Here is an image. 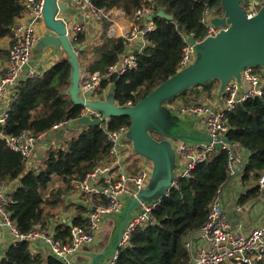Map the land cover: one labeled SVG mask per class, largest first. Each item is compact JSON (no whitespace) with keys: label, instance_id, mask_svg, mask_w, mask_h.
<instances>
[{"label":"trees","instance_id":"1","mask_svg":"<svg viewBox=\"0 0 264 264\" xmlns=\"http://www.w3.org/2000/svg\"><path fill=\"white\" fill-rule=\"evenodd\" d=\"M96 10L120 9L128 19L142 5L149 6L153 15L159 10L172 16V21L155 17L154 29L145 34L146 42L140 52H135L136 67L122 74H113L100 83L99 93L113 85L114 102L122 107L136 104L179 69L183 49L188 37L202 41L206 34L200 22L204 12L220 15L219 0H91ZM245 10V9H243ZM24 12L21 0H0V39L7 37L16 20ZM86 34L77 32L74 43L83 45ZM127 50L125 38H112L96 65L87 72L96 71L101 76L120 60ZM70 65L67 58L54 64L39 78L21 81L16 97L11 103L8 117L0 124V132L19 136L26 132L38 136L50 132L62 122L70 124L79 118L83 108L76 106L66 91L70 85ZM217 82L196 86L178 97L189 103L191 95L199 89L208 94ZM208 96V95H207ZM191 101V100H190ZM229 130L227 141L238 145L246 153L240 167L238 204L248 206L259 200V180L264 176V91L261 96L249 98L226 113ZM127 116L110 117L107 122L92 127H81L77 134L59 147H52L37 168L27 169L26 161L10 151L0 138V184L17 183L8 205L10 219L21 233L30 232L36 225L46 227L53 218L47 205H58L59 197L71 191L69 184L82 181L99 167L112 162L107 132L128 129ZM242 158V159H243ZM227 153L216 148L205 161L198 163L189 176L178 178L168 194L151 212V220L138 227L128 242L117 249L114 264H189V238L195 236L205 224L210 205L218 188H226L233 181L227 175ZM60 178L61 185L50 190L49 199L40 192ZM239 191V192H240ZM51 207V208H52ZM71 227H85L87 207H75ZM70 226L61 224L54 230L56 239L67 242ZM0 264H61L50 253L32 254L28 242L11 244ZM256 264H264V257Z\"/></svg>","mask_w":264,"mask_h":264},{"label":"built area","instance_id":"2","mask_svg":"<svg viewBox=\"0 0 264 264\" xmlns=\"http://www.w3.org/2000/svg\"><path fill=\"white\" fill-rule=\"evenodd\" d=\"M247 1L248 4L244 11L247 17L250 18L257 12L255 1L260 0ZM21 4L24 12L11 29L7 48V62L4 73L0 76V124H3L8 117V111L17 95L21 81L42 76V72L28 70L24 73L23 69L29 64L34 45L42 37V35L40 36V27L46 31L42 22L44 0H21ZM57 4H66L67 10L69 7L73 10L72 15L68 14V11L64 13L58 11L55 16V18H60L66 22L67 34L72 40L77 32L82 31L83 22H88V20L98 21L107 13L104 10L94 9L91 0H57ZM67 15L79 19V25L69 27V16ZM150 15H153V11L146 4H142L135 11L131 20L132 28L124 36L127 42L126 52L120 57L118 62L108 68L107 74L104 76L97 72H83L80 82L83 92L91 90L94 92V97L95 94H98L100 83L103 79H108L113 74H122L136 67L135 52L129 51L128 47L136 39H144L145 34L154 29L152 21L145 25L142 24V20ZM211 16H213V11H206L200 20L206 29L204 39L216 36L219 31L218 28H214L211 25ZM185 41L187 42V40ZM193 60L194 55L188 44L183 49L179 71L189 66ZM241 75V85H238L235 80H231L221 96L220 103L215 107L208 103L185 105L182 104V101H175L169 105L181 115L192 117L197 126L204 130L206 134V139L202 141L194 143L180 141L178 145L175 144L176 156L182 159L183 166L181 173L173 180L172 186L176 184L178 178L189 176L190 171L198 163L205 162L214 153V150L218 148L217 145L219 144V148L227 153L226 172L233 179L228 187L224 189L220 187L216 190L207 220L195 235V237H199L204 245H201L193 252L191 250V238H189L187 244L190 251L189 264H256L264 257V222L245 230L236 228L226 219L222 205L225 191L232 186L235 180H240V167L247 156V153L241 147L226 139V134L229 130L226 113L232 111L246 99L261 96L264 91V73L261 68L248 67L242 71ZM261 79L263 80L261 81ZM129 106L132 105L127 103V107ZM84 115L91 118H101L98 112L89 108L83 109L80 116ZM65 124L68 123L62 122L55 126L53 130ZM126 132V128H120L115 132L106 133L107 139L111 144L110 153L113 156L111 158L115 157L116 162H113V164L111 162L108 166L95 169L80 182L72 181L69 184L71 189L79 190L84 196H94L95 198H92L87 206V225L85 227L70 226L67 242L56 239L53 232L51 233L46 227L40 225H36L28 233H21L10 219L8 211V205L12 202V194L17 183L0 184V223L7 231L12 244L22 241L28 242L32 253L36 243L42 242L49 248V253L61 264H73L75 254L83 246L94 243L103 221L120 210L122 197L125 195L135 196L136 192L144 187L149 177V170L145 166L139 167L136 174L132 177L124 175L120 161V156L122 155L120 154L126 148H129ZM47 133L49 132H44L35 137L26 132L19 136H9L0 132V138L10 151L20 154L27 163L35 144L38 140L44 138ZM125 156V159H127L128 155L125 154ZM113 168L116 170V176L111 178L109 173L112 172ZM101 182L104 186H101ZM258 184L260 189L264 191V176L260 178ZM133 187L137 191H134ZM240 194L241 191L236 196L233 204L234 211L238 213L242 212L246 207L238 204ZM157 204L158 202L150 205L141 204L139 212L126 223L121 234L119 247L124 246L128 242L131 234L138 227L151 220V212ZM116 257L117 251L107 264H114Z\"/></svg>","mask_w":264,"mask_h":264},{"label":"water","instance_id":"3","mask_svg":"<svg viewBox=\"0 0 264 264\" xmlns=\"http://www.w3.org/2000/svg\"><path fill=\"white\" fill-rule=\"evenodd\" d=\"M219 1L223 15L210 20L211 25L219 29L216 36L199 42H195L192 37L187 38L194 55L193 62L169 77L136 104L120 107L114 102L113 91L105 100L93 99L94 92L91 90L83 92L80 87L83 72L78 61V52L83 47H78L68 37L66 22L55 18L58 11H67V5L57 4V0H44L42 22L46 31L36 43L35 51L40 53L46 48L61 49L70 65V85L66 91L68 97L74 105L83 109L89 108L101 115V118L80 116L71 125L92 127L107 122L110 117L127 116L130 125L126 140L130 142L132 152L151 161L153 165L150 185L142 191L133 187L137 192L126 206L117 242L110 252L115 253L119 248L122 231L128 220L139 212L141 204L150 205L161 201L172 187L175 154L169 140L182 139L184 136L174 133L180 127V120L172 116L163 104L191 88L213 81L219 84L218 93H223L231 80L241 85V73L248 67H259L264 73V0L255 1L258 9L250 18L242 8L245 0ZM155 17L172 21V16L162 10L146 19L152 21ZM149 132L159 133L165 140L157 142L151 138ZM134 205L136 209H133ZM123 207L122 202L118 212ZM132 209L135 211L130 215Z\"/></svg>","mask_w":264,"mask_h":264},{"label":"crops","instance_id":"4","mask_svg":"<svg viewBox=\"0 0 264 264\" xmlns=\"http://www.w3.org/2000/svg\"><path fill=\"white\" fill-rule=\"evenodd\" d=\"M244 3V2H243ZM68 14L72 15L73 10L71 7L68 8ZM223 11L220 15H213L211 18L214 17H222ZM69 16V15H67ZM211 20V19H210ZM69 27L79 25V19L68 17ZM84 21V20H83ZM151 23L149 20L143 19L142 24L145 25L146 23ZM82 32L86 34L87 38L83 45H78V47H83L81 51L78 52V61L80 63V68L82 72H87L90 68V65H96L101 58L102 53L107 49L108 43L112 38H124V36L131 30L132 22L131 19H128L124 16L123 12L120 9L112 8L107 11L106 15L101 17L100 20H88L85 23H82ZM40 36L44 35V31L42 27L39 29ZM195 40V39H194ZM10 38L9 36L0 39V76L4 73V69L7 62V48L9 46ZM195 42H199L196 41ZM144 39H136L135 41L131 42L130 46L128 47L129 51L137 52L142 50L145 46ZM36 44L33 47L31 59L29 64L23 69L25 73L28 70H34L36 72H44L52 67L56 62L58 63L64 58H67L65 53L61 49H52L46 48L42 52L38 53L35 51ZM88 67V68H87ZM96 71L92 72L95 73ZM91 73V72H89ZM216 82V81H213ZM207 85V84H205ZM216 85V84H215ZM202 86V85H201ZM226 88V87H225ZM225 90V89H224ZM113 91V85L109 84L105 89L101 91L99 94H95L93 99L95 100H105L106 96ZM188 91V90H187ZM198 97H195V93L191 95L192 100H202V103H208L212 106H217L220 103L221 96L223 93H218L219 91V84L217 82V87H213L209 90L208 94H203L202 90H198ZM208 95V96H207ZM179 96V95H178ZM176 96L174 99H171V102L175 101H183L181 98ZM165 102L163 106L171 112L172 116L177 117L180 120V127L178 130H174V133L181 134L184 136L182 139H173L169 140L171 148L174 150L175 154V168L173 170V180L181 173L182 166L178 161V158L175 153V143L176 142H186V143H194L198 141H202L206 139V134L204 130H201L195 120L192 117L181 115V113L177 112L175 109L170 107L171 103ZM184 104V101H183ZM195 104V103H194ZM81 129V127H75L70 124H65L64 126L54 129L47 133V135L38 140L32 150V154L26 163L27 169L37 168L45 154L49 148L52 147H59L60 145L64 144L68 135H73ZM128 130V129H127ZM149 135L152 139L157 142L165 140V138L156 132H149ZM130 143V142H129ZM128 153L135 155L138 159L141 160V166H145L147 170H149V177L145 182L143 188L138 191L144 190L147 186L150 185L151 173H152V162L146 160L144 157H141L132 152L131 146L129 144V148L127 149ZM125 150L121 152L120 161L123 168L124 175L132 177L136 174L138 167L136 165H130L125 159ZM113 157V156H112ZM112 164L117 160L114 158L111 159ZM39 162V163H38ZM111 178L116 176L115 168L112 169V172L109 173ZM105 179V178H104ZM236 181V180H235ZM233 182L232 186L229 187L223 196V211L225 213L226 219L236 228H241L245 230L249 227L256 226L264 222V191L262 192V198L257 200L256 202L250 203L244 210L240 213L234 211L233 204L235 201L236 196L239 194L240 191V180ZM103 182V181H102ZM101 182V186L104 184ZM53 184L50 185L48 189H51V186L58 188L61 185L60 178H54ZM75 190V189H74ZM49 197V195H47ZM85 197V200L83 199ZM131 195H125L122 197V202L124 203V207L121 209L120 212L114 213L108 216L102 223V226L96 236V240L93 244L85 245L82 247L80 251L73 258V264H107L114 252H110L112 247L117 242L119 228L122 223L125 209L127 204L130 203ZM95 198L94 196H84L78 191H71L65 194L60 195L58 205L52 207V205H47V208L52 207L49 211L54 215V217L50 220L49 225H47V229L50 232L54 233V230L57 226L61 224H70L73 216L75 215V207L79 205L88 206L90 200ZM44 199V198H43ZM133 209H136L135 205ZM133 209L130 211V215L134 213ZM54 210V211H53ZM60 213L56 215V212ZM86 219V216H85ZM12 244V241L7 233V231L1 226L0 223V259L3 257L4 253L6 252L7 248ZM204 245V243L199 239V237L193 236L191 238V250L194 252L198 247ZM49 253V248L43 244L42 242H37L34 249H32V254H46Z\"/></svg>","mask_w":264,"mask_h":264},{"label":"rangeland","instance_id":"5","mask_svg":"<svg viewBox=\"0 0 264 264\" xmlns=\"http://www.w3.org/2000/svg\"><path fill=\"white\" fill-rule=\"evenodd\" d=\"M260 1H261V0H260ZM247 4H248V1L245 0L244 3H242V8H243V9H246ZM256 10H257V8H256ZM56 63H57V62H56ZM87 68H88V67H87ZM263 78H264V75H263ZM262 80H263V79H261V81H262ZM215 87H217V84L215 85ZM195 97L197 98L198 95L195 94ZM197 101H198V100H192V101L189 100V103H186V104L184 103V104H185V105H191V104H194V103H198V104H201V103H202V100H200L199 102H197ZM169 103H172V102L170 101ZM182 104H183V101H182ZM75 135H76L75 133H74L73 135H68V136H67L68 139H66V141L72 139ZM175 144L178 145L179 143L176 142ZM127 149H128V148L125 149L126 154L129 155V158L127 159V162H128L130 165H136L137 167H138V166L141 167V165H139L140 162H141V160L138 159V157H136L135 155H132L131 153H128V152H127ZM178 161H179L181 164H183V161H182V159H181L180 157L178 158ZM38 163H39V162H38ZM39 166H40V165H39ZM39 166H38V167H39ZM139 167H138V168H139ZM54 185H55V184H54ZM54 185L51 186V189L56 188ZM51 189H47V190H43V191H41L40 194H41L42 198H44L45 200H48L49 197H47V195H49ZM72 190H73V191H77V190L71 189V191H72ZM71 191H69V192H71ZM262 192H263V190L261 189L260 199L262 198V195H263ZM83 199L85 200V197H84ZM50 208H51V207H49V209H50ZM46 209H48V208L46 207ZM49 209H48V210H49ZM53 211H54V210H53ZM55 212H56V215H58V214L60 213V211H58V214H57V211H55ZM52 217H54V215H52Z\"/></svg>","mask_w":264,"mask_h":264}]
</instances>
